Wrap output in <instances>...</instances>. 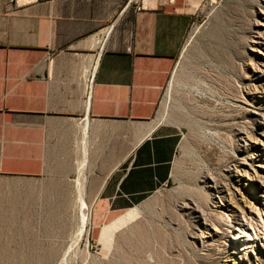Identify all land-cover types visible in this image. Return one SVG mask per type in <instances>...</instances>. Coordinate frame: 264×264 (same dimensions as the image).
Masks as SVG:
<instances>
[{"label": "crops", "instance_id": "1", "mask_svg": "<svg viewBox=\"0 0 264 264\" xmlns=\"http://www.w3.org/2000/svg\"><path fill=\"white\" fill-rule=\"evenodd\" d=\"M31 1L0 0V177L48 180L74 195L46 206L112 223L174 182L183 131L158 109L199 7Z\"/></svg>", "mask_w": 264, "mask_h": 264}, {"label": "rangeland", "instance_id": "2", "mask_svg": "<svg viewBox=\"0 0 264 264\" xmlns=\"http://www.w3.org/2000/svg\"><path fill=\"white\" fill-rule=\"evenodd\" d=\"M187 1L158 109L183 131L173 184L81 233L84 208L46 206L73 192L0 177V264H264V0Z\"/></svg>", "mask_w": 264, "mask_h": 264}, {"label": "bare ground", "instance_id": "3", "mask_svg": "<svg viewBox=\"0 0 264 264\" xmlns=\"http://www.w3.org/2000/svg\"><path fill=\"white\" fill-rule=\"evenodd\" d=\"M258 45H260V43H258ZM257 71L260 72V70H258V69H257ZM263 78H264V76H263V75H260L257 79L260 81V80H262ZM258 80H257V81H258ZM255 88H257L256 85H255ZM255 90H258V89H255ZM79 194H80V195L78 196L79 199H80V200L83 199V197H82L83 194H81V192H80ZM223 199H224V198H223ZM77 205H78V204H77ZM78 206H79V205H78ZM80 207H81V206H80ZM75 208H76V207H75ZM82 208L85 209V213H84V216H83V224H82L83 227L80 229V232H81V233L84 232V231H83V230H84V227L87 225V222H88L89 217H90V215H91V209H90V207H85V206H83V207H81V209H82ZM231 212H232V210H231ZM134 216H135L134 214H130V219H133ZM80 220H81V219H80ZM80 220H79V221H80ZM125 221H126V220L124 219V220H123V223H125ZM78 234H79V233H78ZM82 236H83V234H82ZM238 237H239V236H237V238H238ZM79 238H80V237H79ZM79 238H78V239H79ZM78 239H77V240H78Z\"/></svg>", "mask_w": 264, "mask_h": 264}, {"label": "built area", "instance_id": "4", "mask_svg": "<svg viewBox=\"0 0 264 264\" xmlns=\"http://www.w3.org/2000/svg\"><path fill=\"white\" fill-rule=\"evenodd\" d=\"M25 4H29V3H31V2H33V1H31V0H22ZM38 1V0H37ZM110 31L111 30H109V31H107L106 33H104V34H102L101 36H100V38H99V40H98V42L100 43V44H102V46L106 43V41L108 40V38H109V35H110ZM89 94H90V92H89ZM88 94V97H87V103L89 102V100H90V95Z\"/></svg>", "mask_w": 264, "mask_h": 264}]
</instances>
